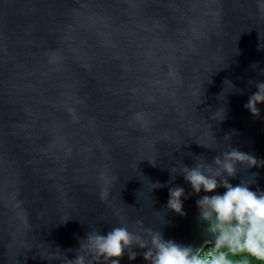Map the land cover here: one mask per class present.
Instances as JSON below:
<instances>
[{
	"label": "water",
	"instance_id": "95a60500",
	"mask_svg": "<svg viewBox=\"0 0 264 264\" xmlns=\"http://www.w3.org/2000/svg\"><path fill=\"white\" fill-rule=\"evenodd\" d=\"M262 72L257 0H0V264H67L137 221L202 247L205 193L168 210L169 188L192 192L170 169L227 144L264 160V104L244 108ZM253 172L264 191V166L230 183Z\"/></svg>",
	"mask_w": 264,
	"mask_h": 264
},
{
	"label": "clouds",
	"instance_id": "9594fccd",
	"mask_svg": "<svg viewBox=\"0 0 264 264\" xmlns=\"http://www.w3.org/2000/svg\"><path fill=\"white\" fill-rule=\"evenodd\" d=\"M257 9L264 12V0H257ZM227 82L232 89L235 87ZM255 86L257 91L248 98L244 108L253 117L260 118L261 110L257 105L264 104V82L257 81ZM211 118L222 121L224 109L214 112ZM224 139L227 141L229 137ZM199 157L201 159L196 160L192 167L182 164L179 171L176 167L170 169L172 174L183 176L192 192L186 195L181 186L169 188L167 209L185 216L182 198L187 199L202 191L205 193L196 200L198 219L206 225L204 233L208 237L202 247L194 249L191 245L165 239L162 231L144 226L143 221H137L141 225L139 231L130 230L127 224L121 223L106 235L96 229L88 232L80 241L75 258L67 259V264H120L125 254L129 261L142 255L146 264H241L232 257L244 254L243 264H264V191L250 188L258 173H251V180L242 177L235 186L230 183L238 173L264 166V160H258L230 144L210 162L203 156ZM153 185V189L164 186L159 183ZM219 188L225 191L217 193ZM105 197L106 193H102L101 199ZM134 248L143 251L137 252Z\"/></svg>",
	"mask_w": 264,
	"mask_h": 264
},
{
	"label": "trees",
	"instance_id": "16d2710c",
	"mask_svg": "<svg viewBox=\"0 0 264 264\" xmlns=\"http://www.w3.org/2000/svg\"><path fill=\"white\" fill-rule=\"evenodd\" d=\"M232 259L241 262V264H243L244 260H245V255L244 254H238L236 256H233Z\"/></svg>",
	"mask_w": 264,
	"mask_h": 264
},
{
	"label": "built area",
	"instance_id": "2783aa9c",
	"mask_svg": "<svg viewBox=\"0 0 264 264\" xmlns=\"http://www.w3.org/2000/svg\"><path fill=\"white\" fill-rule=\"evenodd\" d=\"M205 251H207V248H205Z\"/></svg>",
	"mask_w": 264,
	"mask_h": 264
}]
</instances>
